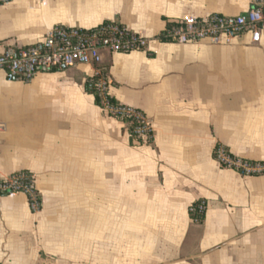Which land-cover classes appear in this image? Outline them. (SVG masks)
<instances>
[{
	"label": "crops",
	"instance_id": "0c3cea01",
	"mask_svg": "<svg viewBox=\"0 0 264 264\" xmlns=\"http://www.w3.org/2000/svg\"><path fill=\"white\" fill-rule=\"evenodd\" d=\"M251 0H8L0 51L40 41L55 25L117 22L150 53H103L109 96L141 110L149 145L107 117L86 91L94 68L0 72V175L27 171L42 206L0 196V264H264V174L214 159L264 164V28L252 43L176 45L168 25L237 16ZM204 201L200 222L188 212Z\"/></svg>",
	"mask_w": 264,
	"mask_h": 264
},
{
	"label": "built area",
	"instance_id": "2783aa9c",
	"mask_svg": "<svg viewBox=\"0 0 264 264\" xmlns=\"http://www.w3.org/2000/svg\"><path fill=\"white\" fill-rule=\"evenodd\" d=\"M7 2L8 0H0V6ZM263 28L264 0H251L250 7L244 14H211L201 19L180 20L167 26L160 39L176 45L201 41L227 44L243 34H249L252 43L257 44ZM132 52L150 53L149 41L117 22H103L90 29L55 25L40 41L32 45L5 47L0 51V72L10 79L29 82L40 71L91 66L95 72L88 83L93 89V95L99 99V108L107 117L125 124L134 145H149L153 140L151 122L141 110L111 102V83L100 68L103 53ZM213 157L222 168L235 170L242 175L264 174V164H252L235 158L220 145L215 147ZM16 194L26 197L32 213L40 211L42 202L31 173L18 171L6 177L0 175V196ZM205 211L204 201L191 204L188 208L189 216L196 222L202 220Z\"/></svg>",
	"mask_w": 264,
	"mask_h": 264
},
{
	"label": "trees",
	"instance_id": "16d2710c",
	"mask_svg": "<svg viewBox=\"0 0 264 264\" xmlns=\"http://www.w3.org/2000/svg\"><path fill=\"white\" fill-rule=\"evenodd\" d=\"M160 40L162 41V39H160ZM101 72L105 75V77H108L104 70L101 69ZM86 91L93 95V89H92V87H91V85L89 83H87V85H86ZM111 102H114V100L112 99ZM95 103H96L97 106H99V99L97 97H95ZM130 140H131V137H130Z\"/></svg>",
	"mask_w": 264,
	"mask_h": 264
}]
</instances>
